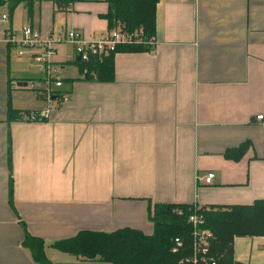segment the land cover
Listing matches in <instances>:
<instances>
[{
  "label": "crops",
  "instance_id": "crops-1",
  "mask_svg": "<svg viewBox=\"0 0 264 264\" xmlns=\"http://www.w3.org/2000/svg\"><path fill=\"white\" fill-rule=\"evenodd\" d=\"M4 8L6 27L30 23L45 36L111 29L107 0H34L32 15L24 2ZM155 35L149 50L114 54L111 80L58 43L66 103L39 94L30 52L0 41V264H39L26 231L54 264H112L53 243L86 230L152 234L155 203L264 199V0H159ZM47 108V119L24 117ZM244 143L238 159L226 156ZM233 245L236 262L264 264V235L235 234Z\"/></svg>",
  "mask_w": 264,
  "mask_h": 264
},
{
  "label": "trees",
  "instance_id": "trees-1",
  "mask_svg": "<svg viewBox=\"0 0 264 264\" xmlns=\"http://www.w3.org/2000/svg\"><path fill=\"white\" fill-rule=\"evenodd\" d=\"M73 3L76 0H57ZM159 0H107L109 11L104 15L109 27L125 24L129 30L143 28L146 35L156 33V12ZM24 2L30 15L33 13L34 0H13L11 9ZM6 4L0 0V7ZM146 45H120L118 51L149 50ZM115 54V53H114ZM114 54L103 61L93 57L89 62L81 61L80 65L88 72L95 71L99 78L112 79ZM10 117L16 112L10 106ZM244 143L228 149L226 156L238 159L246 149ZM194 205L155 203L150 209V220L153 233L145 234L141 230L123 228L112 232L80 231L75 236L53 243L61 251L69 252L91 260L111 262L112 264H182V256L191 253V224L188 221ZM176 208H182L179 215ZM207 226L216 235L212 251L220 258L222 264H241L234 260L233 238L239 235H264V199H257L252 204L233 205L228 207H211L205 212ZM180 237L185 247L175 253L174 239ZM24 246L29 248L33 258L39 264H54L45 252V240L25 233Z\"/></svg>",
  "mask_w": 264,
  "mask_h": 264
},
{
  "label": "built area",
  "instance_id": "built-area-1",
  "mask_svg": "<svg viewBox=\"0 0 264 264\" xmlns=\"http://www.w3.org/2000/svg\"><path fill=\"white\" fill-rule=\"evenodd\" d=\"M9 3L13 0H4ZM10 21L7 12L0 10V41L19 48V53L30 52V66L43 73L44 87L39 94L45 98L48 103L58 101L66 103L70 101L71 94L63 91V78L60 75L57 65L54 61L56 45L60 42L71 43L75 47V52L81 56L82 61L89 62L93 57L100 61L110 57L118 52L120 45H146L150 48L159 43L157 35H146L143 28L129 30L125 25H118L95 37L86 38L80 31L72 28L60 34L43 35L35 29L30 23L20 28L6 27L4 24ZM50 109L29 111L24 114L25 119L29 121L44 120L49 117ZM258 120L264 122V114L257 116ZM216 174L208 173L206 183H211ZM209 206L194 205L188 221L191 224V253L182 256V264H222L220 258L212 251V244L216 235L212 229L207 226L205 211ZM175 212L179 215L184 213L182 208H176ZM185 247L182 238L174 239L173 251H181Z\"/></svg>",
  "mask_w": 264,
  "mask_h": 264
},
{
  "label": "water",
  "instance_id": "water-1",
  "mask_svg": "<svg viewBox=\"0 0 264 264\" xmlns=\"http://www.w3.org/2000/svg\"><path fill=\"white\" fill-rule=\"evenodd\" d=\"M77 59H78V61H82L81 56H78ZM19 85L25 86V85H27V83L26 82H20Z\"/></svg>",
  "mask_w": 264,
  "mask_h": 264
},
{
  "label": "rangeland",
  "instance_id": "rangeland-1",
  "mask_svg": "<svg viewBox=\"0 0 264 264\" xmlns=\"http://www.w3.org/2000/svg\"><path fill=\"white\" fill-rule=\"evenodd\" d=\"M6 8H4V9H1L2 10V12H5L6 10H5Z\"/></svg>",
  "mask_w": 264,
  "mask_h": 264
}]
</instances>
